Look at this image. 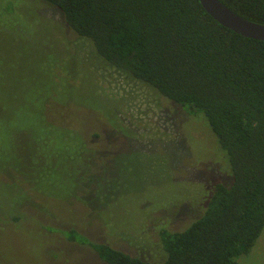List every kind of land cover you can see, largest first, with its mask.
Segmentation results:
<instances>
[{
    "label": "rangeland",
    "instance_id": "rangeland-1",
    "mask_svg": "<svg viewBox=\"0 0 264 264\" xmlns=\"http://www.w3.org/2000/svg\"><path fill=\"white\" fill-rule=\"evenodd\" d=\"M205 117L103 59L46 0H0V260L162 261L230 182ZM237 264H264V230Z\"/></svg>",
    "mask_w": 264,
    "mask_h": 264
},
{
    "label": "trees",
    "instance_id": "trees-1",
    "mask_svg": "<svg viewBox=\"0 0 264 264\" xmlns=\"http://www.w3.org/2000/svg\"><path fill=\"white\" fill-rule=\"evenodd\" d=\"M46 1L109 64L205 117L232 173L214 185L199 217L162 231V261L93 243L100 257L108 264H237L264 230V40L220 24L199 0ZM221 1L264 24V0Z\"/></svg>",
    "mask_w": 264,
    "mask_h": 264
},
{
    "label": "water",
    "instance_id": "water-1",
    "mask_svg": "<svg viewBox=\"0 0 264 264\" xmlns=\"http://www.w3.org/2000/svg\"><path fill=\"white\" fill-rule=\"evenodd\" d=\"M220 24L244 36L264 40V24L250 20L229 8L221 0H199Z\"/></svg>",
    "mask_w": 264,
    "mask_h": 264
}]
</instances>
